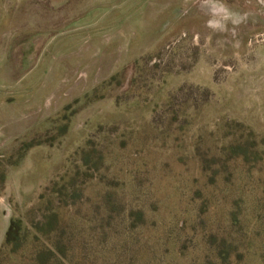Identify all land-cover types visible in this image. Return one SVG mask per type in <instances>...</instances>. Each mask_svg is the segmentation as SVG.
<instances>
[{
  "label": "rangeland",
  "instance_id": "obj_1",
  "mask_svg": "<svg viewBox=\"0 0 264 264\" xmlns=\"http://www.w3.org/2000/svg\"><path fill=\"white\" fill-rule=\"evenodd\" d=\"M0 264H264V0H0Z\"/></svg>",
  "mask_w": 264,
  "mask_h": 264
},
{
  "label": "trees",
  "instance_id": "obj_2",
  "mask_svg": "<svg viewBox=\"0 0 264 264\" xmlns=\"http://www.w3.org/2000/svg\"><path fill=\"white\" fill-rule=\"evenodd\" d=\"M30 147H33V146H30ZM13 227L11 226V228L9 229L8 231V236H7V241H6V244H8L11 240V235H12V232H13Z\"/></svg>",
  "mask_w": 264,
  "mask_h": 264
}]
</instances>
